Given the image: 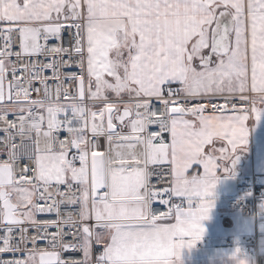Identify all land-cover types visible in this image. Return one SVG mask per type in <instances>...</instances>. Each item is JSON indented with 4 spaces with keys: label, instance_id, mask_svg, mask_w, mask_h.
I'll list each match as a JSON object with an SVG mask.
<instances>
[{
    "label": "snow or ice",
    "instance_id": "obj_1",
    "mask_svg": "<svg viewBox=\"0 0 264 264\" xmlns=\"http://www.w3.org/2000/svg\"><path fill=\"white\" fill-rule=\"evenodd\" d=\"M261 109L264 0H0V264H181Z\"/></svg>",
    "mask_w": 264,
    "mask_h": 264
},
{
    "label": "crops",
    "instance_id": "obj_2",
    "mask_svg": "<svg viewBox=\"0 0 264 264\" xmlns=\"http://www.w3.org/2000/svg\"><path fill=\"white\" fill-rule=\"evenodd\" d=\"M187 118L191 119V117ZM247 127L248 142L245 149L239 153L234 173L245 178L254 176L260 184H264V109H261L259 120L248 121ZM219 146L220 142H217V147ZM223 177L224 175L221 174L220 178ZM210 199L214 201L213 208L208 219L201 222L205 232L200 241H204L205 244L199 247L198 241L194 246L202 249L201 251H197L194 247L182 250L181 264H231L229 257L236 248L241 250L239 255L247 259L250 264H264L262 239L258 242L257 256L246 254L239 245L242 238L257 236L259 233L260 228L256 217L244 216L232 209L219 182ZM262 238H264V231Z\"/></svg>",
    "mask_w": 264,
    "mask_h": 264
},
{
    "label": "built area",
    "instance_id": "obj_3",
    "mask_svg": "<svg viewBox=\"0 0 264 264\" xmlns=\"http://www.w3.org/2000/svg\"><path fill=\"white\" fill-rule=\"evenodd\" d=\"M222 102V101H216ZM191 106V105H189ZM207 113H211V109H208ZM12 115H9V119H13ZM167 136V134H165ZM232 176V175H229ZM233 179L236 185V194L232 197H227V202L232 209L244 216L256 217L258 207L260 203L264 200V188L259 183L258 179L254 176L250 178L240 177L239 174H234ZM157 208L160 206L157 204ZM160 210H164L160 208ZM44 218V217H40ZM256 235L247 236L240 240L239 245L246 254L257 256L259 250L258 238ZM205 244L204 241H199V247ZM79 255V254H75ZM10 254H4L0 258H9Z\"/></svg>",
    "mask_w": 264,
    "mask_h": 264
},
{
    "label": "water",
    "instance_id": "obj_4",
    "mask_svg": "<svg viewBox=\"0 0 264 264\" xmlns=\"http://www.w3.org/2000/svg\"><path fill=\"white\" fill-rule=\"evenodd\" d=\"M234 174H237V173H234ZM232 176H227V177L224 176L223 178H220L219 180L220 188L222 192H224V195L226 197H232L236 194V185H235V181Z\"/></svg>",
    "mask_w": 264,
    "mask_h": 264
},
{
    "label": "rangeland",
    "instance_id": "obj_5",
    "mask_svg": "<svg viewBox=\"0 0 264 264\" xmlns=\"http://www.w3.org/2000/svg\"><path fill=\"white\" fill-rule=\"evenodd\" d=\"M261 185H262V188H263L264 184H261ZM262 202H264V200ZM256 221L258 222V226L260 228L259 233L257 234V238H258V242H259L260 239H262V234H263V231H264V213L261 212L260 207H258V211H257V215H256ZM262 242H264L263 239H262ZM194 248L197 251H201L202 250V249H197V247H194Z\"/></svg>",
    "mask_w": 264,
    "mask_h": 264
},
{
    "label": "clouds",
    "instance_id": "obj_6",
    "mask_svg": "<svg viewBox=\"0 0 264 264\" xmlns=\"http://www.w3.org/2000/svg\"><path fill=\"white\" fill-rule=\"evenodd\" d=\"M219 180H220V177H217V183L219 182ZM216 183V184H217ZM216 186V185H215ZM215 189V188H214ZM262 239H264V238H262ZM197 243V242H196ZM196 243L193 245V247L196 245ZM185 249H187V248H185ZM182 250H184V249H181L180 250V255H181V253H182ZM229 259H230V257H229ZM238 259H245V258H242V257H238ZM231 260V259H230ZM246 260V259H245ZM173 264H176V262H175V260L173 261ZM231 264H234V261L233 260H231Z\"/></svg>",
    "mask_w": 264,
    "mask_h": 264
}]
</instances>
